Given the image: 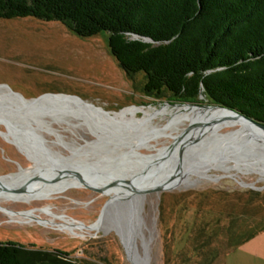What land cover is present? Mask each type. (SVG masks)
Returning <instances> with one entry per match:
<instances>
[{"label": "rangeland", "instance_id": "rangeland-1", "mask_svg": "<svg viewBox=\"0 0 264 264\" xmlns=\"http://www.w3.org/2000/svg\"><path fill=\"white\" fill-rule=\"evenodd\" d=\"M145 82L143 74L129 77L120 67L110 52L106 32L81 38L59 22L35 18L0 19V84L8 85L26 99L46 93L77 95L105 111L120 112L118 118L132 119L143 118L148 111L163 108L174 111L177 105H183L169 94L147 95L143 91ZM199 103L196 105H211L203 97ZM169 118V115H158L143 124H111L107 128L114 132L110 138L107 130L106 134L97 133L109 139L105 149H116L108 154L109 158H117L126 153L128 145L138 141L141 134L151 128L163 129L175 119ZM46 120L69 147L78 148L97 140L84 120L69 118V123L62 124ZM189 125L186 119L177 124L172 121L164 134L178 135ZM237 129L239 126L232 125L223 128L221 133ZM0 131H5L3 126ZM42 135L53 151L70 156V148L60 144L56 135ZM172 142L171 137L160 135L136 151L150 156ZM79 158L96 161L102 155L90 153ZM31 159L26 151H20L0 133V176H4L1 179L26 171L19 172V167L29 170L34 165ZM135 159L131 156V161ZM84 167L76 166L78 170H87ZM205 170V176H173L178 178L163 183L159 187L162 191L143 197L135 239L136 254L130 250L132 242L120 232L117 235V230L108 225L112 223L113 213L120 210L118 203L110 205L109 215L102 222L103 230H73V223L83 227L98 223L110 198L123 193L117 191L114 195L110 190L108 196L97 195L85 189L82 183L58 188L49 186L40 190L47 198L30 203L13 201L7 197L8 192H4L0 198V243L55 252L73 264H132L121 236L127 251L133 253L135 263L137 257L142 261L147 247L149 264H207L210 261L226 264L233 259L232 251L225 256L231 245L241 241L245 233L264 225V172L247 170L234 161H228L222 168ZM21 212H30L37 222H10L8 214ZM260 235L264 237V233ZM193 247L203 248L201 257L184 260L182 253Z\"/></svg>", "mask_w": 264, "mask_h": 264}, {"label": "trees", "instance_id": "trees-1", "mask_svg": "<svg viewBox=\"0 0 264 264\" xmlns=\"http://www.w3.org/2000/svg\"><path fill=\"white\" fill-rule=\"evenodd\" d=\"M19 18L59 22L81 38L106 32L126 74L144 75L147 95L181 104L203 97L264 123V0H0V19ZM262 233L264 225L245 233L225 256ZM0 264L73 263L0 243Z\"/></svg>", "mask_w": 264, "mask_h": 264}, {"label": "water", "instance_id": "water-1", "mask_svg": "<svg viewBox=\"0 0 264 264\" xmlns=\"http://www.w3.org/2000/svg\"><path fill=\"white\" fill-rule=\"evenodd\" d=\"M4 89L9 92H4ZM184 105L200 109L225 110L235 118H239L243 122L252 126L257 134L254 135L253 132L249 131L247 133L245 132L243 138H239V135H237L238 131L221 133L223 128L217 129L216 127L218 126L215 127L209 123L199 122L194 125L190 123V125L179 134V136H181L179 141L173 140L170 145L172 146L169 148L171 153L167 156L170 163L172 160H174L173 162L177 161V163L180 160H183L187 162V164L190 163L195 165L202 163L207 164L208 162L214 161H221L223 164H227L228 161H234L237 165H241L247 170L256 168V170L264 172V123L249 118L238 111L219 105H196L186 103L177 106ZM92 111L105 112L103 108L87 103L77 95L46 93L37 98L26 99L20 93L14 92L8 85L0 84V121L5 129V131H0V133H6L8 138L10 137L13 139L12 143L18 147H24L26 150L34 154L35 158L41 159L44 162H51V159L46 155L47 153L51 154V151L47 148V142L42 135L43 132H46L44 130L45 127H50V123L46 119L49 118L51 122L60 123L63 117H68V115L70 116L71 113H74L77 116L84 117L82 120L88 122L87 125L93 134L94 132L100 131L101 128L96 126L91 116H89L90 113H93ZM110 133L112 135L114 134L112 131H110ZM98 139L99 138L97 137V140ZM97 140L93 141V143L98 142ZM149 158L150 161L145 164L146 166L144 165L143 174L148 173L152 178L155 175L159 176L166 173L167 169H162L164 165L158 163L157 165H160L158 172L155 175L150 174L151 161L153 159H151L152 157ZM35 160L36 161L33 159L32 162L34 164L36 162L38 163V160ZM42 163L43 162L40 164ZM115 171L116 173H114V175H122L118 170L115 169ZM105 172L109 175V171ZM72 174L82 182L85 189L97 195H107V192L111 189L119 187L127 186L131 191L133 189V192L129 194L130 196L128 194L114 198L110 196L111 198L102 210V214L98 220H100L102 216H104V219L106 220L107 215H109L108 213L111 203H118L120 210H116L113 213L114 217L112 223L108 225L117 230V235H120V232L122 235L127 236L130 242H132V249L130 248V250H133L131 252L136 254L135 239L140 226L139 212L142 205V199L149 193H157L163 189L156 188L149 191H137L138 189H136L134 185L151 180L148 175L146 179L137 178L126 180L119 178L111 184L110 187L96 188L80 174ZM2 177L4 176H0V179ZM108 178L110 177L108 176ZM93 180L95 182L99 181L98 178ZM5 189L7 190L8 188ZM137 192L141 193L142 196L135 197L134 194ZM113 200L114 202H112ZM122 238L120 236L128 258L132 264H136L135 258H133V253L127 251ZM143 255V264H149L147 247H145Z\"/></svg>", "mask_w": 264, "mask_h": 264}, {"label": "bare ground", "instance_id": "bare-ground-1", "mask_svg": "<svg viewBox=\"0 0 264 264\" xmlns=\"http://www.w3.org/2000/svg\"><path fill=\"white\" fill-rule=\"evenodd\" d=\"M3 90V89H2ZM5 90V89H4ZM4 92L8 93L9 91L5 90ZM136 107V106H133ZM129 107V108H133ZM127 109V108H126ZM123 111V110H122ZM93 112V111H92ZM71 113V112H70ZM118 113H112V112H103V111H94L93 113H90L89 116L93 119L96 126L101 128L100 132L102 134H106L107 130V136L110 138L112 134L107 128H110L109 125L115 124V123H127L131 124L134 123H145L150 121L154 116L158 115H169L171 117L175 118L172 121L175 122V124L179 123L181 119H186L187 122L191 124H196L199 122H205L209 123L210 125H214L217 129L225 128L226 126H239V129L237 135H239V138H243L245 135V132H253L254 135H256V131L252 126L249 124L243 122L239 118H235L232 116L229 112L222 110V109H200L197 107L192 106H177V108L174 111H169L167 108H163L160 111H148L143 118L138 119H132L130 118H118ZM142 113V112H141ZM215 114V115H214ZM72 115V116H71ZM71 115L68 117L65 116L62 118V121L58 124L62 123H69V118H73L75 120L82 121L83 116H77L74 113H71ZM55 116V115H54ZM196 117L192 121V117ZM57 118V117H54ZM68 118V119H67ZM49 119V118H48ZM59 119V117H58ZM140 119V120H139ZM180 119V120H179ZM61 120V119H60ZM172 121L170 124H172ZM184 121V120H183ZM56 123V122H55ZM88 123V122H86ZM167 124L166 127L163 129L158 128H151L150 130L146 131L145 133L141 134L140 138L138 137V141L131 142L127 148L129 150L126 153H122L121 156L117 158H109L108 154L112 153V151H116V149L107 150L105 149L106 145H109V142L106 138L101 136L99 133L94 132L93 134L96 135V138L98 142L93 143L92 142H86V144L78 147V148H72L69 147L68 144L64 143L61 136L50 127H45V131L43 133H48L49 135H56V137L59 139V143L69 147L70 148V156L64 157L59 152L53 151L50 147L47 146V148L51 151L50 153H47L49 159H51V162H44L41 159L35 158L34 154H32L30 151L26 150L24 147H18L17 145H14L18 147L20 151L23 153L26 151L27 154L32 158L31 160L35 159L38 160V163L36 162L32 167L27 169H23L22 167H19V172L22 170V173L17 174L15 176L7 177L0 180V198L3 196L4 192H8L9 198H11L13 201L16 202H32L36 199H45L47 198L45 194H43L40 190L42 189H49V186L53 188H58L60 186H66L71 183H82L80 182L72 173L80 174L81 176L85 177L88 182H94L98 185H100L102 188L104 187H110L111 184H113L117 179H146L149 174H143L144 165L150 161L149 157H152L153 159L151 162V173L150 174H156L160 168V165H164L162 169L165 168L166 173L162 175H155L154 177H150L151 180L145 183L141 184H135L134 186L137 191H149L156 188H159L163 183H165L168 180L176 179L178 177H182L183 174H199L204 175L205 169H211V168H222L223 166H226V163L223 164L221 161H214V162H208L207 164H190L183 160H180L178 163L172 162L168 160V155H170V147L172 146H165L160 151L156 149V153L151 154L150 156H144L139 154L136 149H142V147L146 146V143H148L152 138H155L157 136L163 135L167 137H171L173 140L179 141V138L181 136L173 135V134H164L166 130L170 127ZM226 125V126H225ZM0 126H3L2 122L0 121ZM132 127V126H131ZM103 129V130H102ZM6 141L12 143V140L10 137L8 138L6 136V133L1 134ZM252 135V134H251ZM160 138V137H159ZM156 141H159L158 139ZM129 143V142H127ZM90 153L102 155V158H99L98 160L94 161L93 159H80L82 155H88ZM131 156L136 158L135 160L131 161ZM43 158V157H42ZM68 161V162H67ZM43 162L42 164H40ZM67 162V164H65ZM71 163V164H69ZM160 163V165H157ZM37 164H39L37 166ZM74 164V165H73ZM79 166H85L87 170H78ZM146 166V165H145ZM75 167V168H74ZM115 167L118 168L119 173H122L121 176L114 175L116 173ZM49 168V169H48ZM82 168V167H81ZM54 169V170H53ZM80 169V168H79ZM47 170V171H45ZM256 170V168H254ZM105 171H109V175H107ZM53 172V173H52ZM148 175V176H147ZM178 175V177H174ZM108 176L110 178H108ZM205 176V175H204ZM98 178V182H95L93 179ZM72 185V184H71ZM129 187V186H128ZM133 187V186H132ZM5 188H8L7 190ZM59 190V189H58ZM112 192L117 193V191H123V193L119 194L122 196L129 195L133 192V189L125 187H119L115 189H111ZM47 191V190H46ZM45 192V191H44ZM53 193V192H52ZM5 195V194H4ZM130 196V195H129ZM134 196L140 197L142 196L141 193H135ZM52 197V196H50ZM114 198V197H113ZM0 199V200H1ZM49 199V198H48ZM114 202V200L112 201ZM113 203H111L112 205ZM5 213V212H4ZM104 215V214H103ZM54 216V215H53ZM8 217L10 218V222L12 223H18V224H31L34 222H37V219L31 215L30 212H21V213H14V214H8ZM67 220V219H66ZM104 216L98 221V223L89 226V227H83V225H79L78 223H73V230H81L82 232H90L93 230H103V222ZM47 222V221H46ZM69 226V225H68ZM70 227V226H69ZM105 227V226H104ZM127 241L129 239L127 236L122 235ZM137 264H143L144 258H142V261L139 257L136 258Z\"/></svg>", "mask_w": 264, "mask_h": 264}, {"label": "crops", "instance_id": "crops-1", "mask_svg": "<svg viewBox=\"0 0 264 264\" xmlns=\"http://www.w3.org/2000/svg\"><path fill=\"white\" fill-rule=\"evenodd\" d=\"M232 254L233 259L227 260L226 264H264V237H254L233 250Z\"/></svg>", "mask_w": 264, "mask_h": 264}]
</instances>
